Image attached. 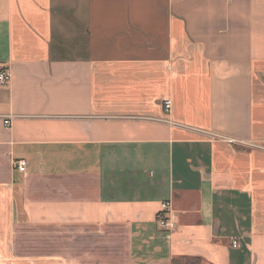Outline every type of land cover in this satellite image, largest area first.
<instances>
[{"label": "crops", "instance_id": "1", "mask_svg": "<svg viewBox=\"0 0 264 264\" xmlns=\"http://www.w3.org/2000/svg\"><path fill=\"white\" fill-rule=\"evenodd\" d=\"M1 70L0 264H264V0H0Z\"/></svg>", "mask_w": 264, "mask_h": 264}, {"label": "built area", "instance_id": "2", "mask_svg": "<svg viewBox=\"0 0 264 264\" xmlns=\"http://www.w3.org/2000/svg\"><path fill=\"white\" fill-rule=\"evenodd\" d=\"M9 82V75L7 71L1 70L0 71V85H6ZM164 107L165 110L168 112L170 111L171 108V101L170 100H165L164 101ZM5 124L10 123V118H5L4 119ZM17 169L21 172H25L27 168V161L24 158L18 159L16 162ZM170 211V202L165 201L162 203L161 209L157 213V221L159 225L167 230L168 234L167 236L170 237L171 231L176 227V222L175 220L171 217L168 216V213ZM239 243L237 241L233 242L234 246H237Z\"/></svg>", "mask_w": 264, "mask_h": 264}, {"label": "trees", "instance_id": "3", "mask_svg": "<svg viewBox=\"0 0 264 264\" xmlns=\"http://www.w3.org/2000/svg\"><path fill=\"white\" fill-rule=\"evenodd\" d=\"M172 264H202V260L197 256H178L173 258Z\"/></svg>", "mask_w": 264, "mask_h": 264}]
</instances>
